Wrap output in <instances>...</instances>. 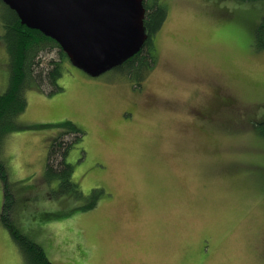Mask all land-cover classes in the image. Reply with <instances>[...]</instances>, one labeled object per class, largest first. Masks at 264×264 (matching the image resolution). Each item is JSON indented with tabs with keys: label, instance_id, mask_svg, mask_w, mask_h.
Listing matches in <instances>:
<instances>
[{
	"label": "rangeland",
	"instance_id": "374dc122",
	"mask_svg": "<svg viewBox=\"0 0 264 264\" xmlns=\"http://www.w3.org/2000/svg\"><path fill=\"white\" fill-rule=\"evenodd\" d=\"M159 1L167 16L140 85L65 59L63 90H28L23 128L5 140L0 214L7 189L54 264H264V0ZM9 62L0 40V92ZM66 120L85 131L68 156L74 179L86 196L104 190L90 209L44 176ZM0 264H24L1 219Z\"/></svg>",
	"mask_w": 264,
	"mask_h": 264
},
{
	"label": "trees",
	"instance_id": "16d2710c",
	"mask_svg": "<svg viewBox=\"0 0 264 264\" xmlns=\"http://www.w3.org/2000/svg\"><path fill=\"white\" fill-rule=\"evenodd\" d=\"M0 1L3 4L0 16L5 28L0 40L5 44L10 57L9 84L0 92V171L6 178L1 154L9 134L23 128L18 119L28 107L27 91L38 89L49 94L62 91L63 87L59 79L63 74V62L70 58L55 39L23 24L16 11L4 1ZM143 3L146 9L144 24L148 37L135 55L115 67L134 78L137 85L141 84L155 64L152 37L167 16V8L159 0H143ZM254 45L257 49L264 50V16L256 28ZM54 50L57 51L58 58L52 57L43 65L44 55ZM63 125L61 131L50 138L44 171L45 179L59 180L61 193H71L77 199L85 200L83 209L93 208L104 190L96 187L93 188L91 195L86 196L79 182L73 177L74 164L68 161L70 151L83 140L85 131L73 120H66ZM255 126L264 137V117L258 120ZM88 197L90 201L86 202ZM11 199L9 190L6 189L0 219L20 250L24 264H54L44 247L25 233L14 219Z\"/></svg>",
	"mask_w": 264,
	"mask_h": 264
},
{
	"label": "water",
	"instance_id": "95a60500",
	"mask_svg": "<svg viewBox=\"0 0 264 264\" xmlns=\"http://www.w3.org/2000/svg\"><path fill=\"white\" fill-rule=\"evenodd\" d=\"M55 39L76 66L100 75L135 55L148 33L143 0H2Z\"/></svg>",
	"mask_w": 264,
	"mask_h": 264
},
{
	"label": "flooded vegetation",
	"instance_id": "af4514ba",
	"mask_svg": "<svg viewBox=\"0 0 264 264\" xmlns=\"http://www.w3.org/2000/svg\"><path fill=\"white\" fill-rule=\"evenodd\" d=\"M219 95H220V94H219ZM221 99L225 101V97H221Z\"/></svg>",
	"mask_w": 264,
	"mask_h": 264
}]
</instances>
